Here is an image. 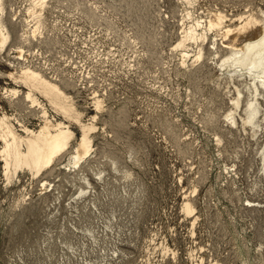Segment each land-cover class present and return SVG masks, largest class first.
I'll return each mask as SVG.
<instances>
[{
  "label": "rangeland",
  "instance_id": "obj_1",
  "mask_svg": "<svg viewBox=\"0 0 264 264\" xmlns=\"http://www.w3.org/2000/svg\"><path fill=\"white\" fill-rule=\"evenodd\" d=\"M28 1L8 7L0 105L37 128L33 108L15 109L6 92L15 86L7 71L22 61L15 42ZM50 1L56 27L28 57L49 50L59 74L62 52L73 59L65 66L77 89L68 92L85 119L98 113L99 128L81 165L65 166L71 147L45 171L24 168L8 180L0 153V264H264V126L243 127L241 109L230 123L237 92L208 50L187 66L174 48L187 10L196 17L219 8L238 23L239 15L263 17L264 0ZM220 48L217 59L228 51ZM245 83L236 82L243 103ZM94 96L104 110L96 112Z\"/></svg>",
  "mask_w": 264,
  "mask_h": 264
},
{
  "label": "bare ground",
  "instance_id": "obj_2",
  "mask_svg": "<svg viewBox=\"0 0 264 264\" xmlns=\"http://www.w3.org/2000/svg\"><path fill=\"white\" fill-rule=\"evenodd\" d=\"M11 1L0 0V52L7 49L12 39L9 27L11 19L7 18V13L10 12L8 7L14 6ZM179 1L189 5L199 2L198 0ZM28 2L25 13L19 15L21 31L15 42V52L22 61L7 71V76L15 86L6 87V92L7 102L15 106V109L19 106L33 108L34 114L39 115V123L38 126L36 125L37 128H32L25 122H20L15 114L9 113L0 105V138L3 142L0 153L5 163L8 180L24 168L39 174L45 168L52 167L58 157L71 147V156L65 166L81 165L93 148V133L99 128L98 113L85 119L86 115L78 108L75 97L68 92L67 88L77 89L75 87L77 81L71 80L72 77L68 74L73 75V71L65 66L73 59L62 52L65 68H61L60 74L57 72L60 68L53 67L52 58L47 55L49 50L45 52L38 50L34 54L36 58L33 56L32 60L29 59L28 54L30 56L32 53L30 46L33 41H38V45L45 42L48 33L55 29L56 24L49 22L50 0H29ZM18 12L21 10L19 9ZM192 12L187 10L182 13L184 27L181 38L174 45L175 49H182V65L188 66L190 58L191 65L201 63L208 50L218 76H223L226 82L234 83L237 92V96L231 98L232 107L226 114L230 123L233 126L238 125L237 111L241 109L244 112L241 116L242 126H253L262 130L264 126V16H255L253 12L246 13L247 15L237 17L238 23H232L235 19L232 21V17L219 8L207 10L205 15L198 14L196 17H193L195 14L192 15ZM14 15L16 12L12 13V16ZM211 33L214 35L211 36ZM134 41L138 43V39ZM189 43L196 45L192 56L188 50ZM220 47H225L228 51L217 59ZM40 59H43L44 63L38 61ZM240 77L244 79L248 89V96L244 103L242 90L236 84ZM81 80L84 81V75L81 76ZM92 101L96 112L104 110L105 101L102 97L94 96ZM259 117H262V121L258 120ZM205 121L208 122V120ZM73 125L80 130L78 136L72 129ZM262 158L264 168V151ZM46 184L45 179L42 191H46L48 187ZM184 210L187 213L194 211V206L188 199L184 203Z\"/></svg>",
  "mask_w": 264,
  "mask_h": 264
}]
</instances>
